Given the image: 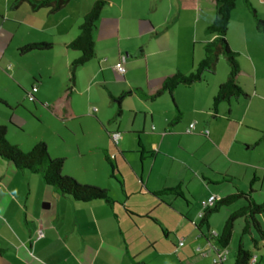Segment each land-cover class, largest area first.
Wrapping results in <instances>:
<instances>
[{"label": "crops", "instance_id": "1", "mask_svg": "<svg viewBox=\"0 0 264 264\" xmlns=\"http://www.w3.org/2000/svg\"><path fill=\"white\" fill-rule=\"evenodd\" d=\"M94 1L69 0L51 13L27 0H0V127H18L31 106L45 107L69 135L26 140L20 149L43 142L50 158L64 161L63 176L67 156L80 176L99 172L98 163L107 181L95 187L110 198L63 197L39 175L0 159V264H233L239 241L254 264H264V250L241 236L242 218L227 247L216 243L243 199L198 218L209 195L264 201V27L257 29L237 0L225 39L246 96L213 110L212 97L228 76L219 58L200 82L151 96L165 78L192 72L202 59V44L214 38L205 28L215 0H104L94 56L69 84L68 66L79 53L66 44ZM249 3L264 22V0ZM31 43L51 49L23 54ZM119 61L122 74L114 68ZM257 220L264 230V212Z\"/></svg>", "mask_w": 264, "mask_h": 264}, {"label": "trees", "instance_id": "2", "mask_svg": "<svg viewBox=\"0 0 264 264\" xmlns=\"http://www.w3.org/2000/svg\"><path fill=\"white\" fill-rule=\"evenodd\" d=\"M27 1L31 7H46L53 13L59 10L69 0ZM242 1L254 18L256 28L262 29L264 22L256 19L249 0ZM236 2L237 0H215L213 20L205 28V32L208 35H214V38L202 44V59L195 64L192 72L185 75L175 73L165 78L160 89L155 91L151 98L157 97L162 92L169 94L179 85L187 87L193 83L200 82L205 73H212L215 70L216 61L220 56L224 58L227 65L228 76H226L225 81L219 85L213 95L211 108L214 110L220 102L228 101L229 99L236 100L246 96L244 91L236 83V77L239 74L236 54L228 47L225 39V31L229 23L230 12L234 10ZM104 5V0H95L93 2L87 13L81 17L77 27V37L66 44L67 49L79 53L68 66L67 75L69 84L73 83L76 68L86 64L94 56L93 29ZM49 49H51L50 43H31L23 47L21 52L23 54L29 52H44ZM69 88L65 90V99H68ZM0 105L4 106L3 102L0 101ZM48 109L51 110V107H48ZM5 136V128L0 127V159L11 162L16 170H25L31 174L39 175L46 186L53 188L63 197H68L78 202L86 203L95 200L108 203L110 201L107 190L99 189L91 185H81L72 177L63 176L61 174L63 160L61 158H50L43 142L39 141L27 152H23L19 147L9 143L5 139ZM239 199H243L246 205L237 209L226 218L216 237V243L221 247H227L231 240L232 228L236 219L242 218L240 228L241 236L249 239V243L253 249L260 248L264 250V230L260 227L261 225L257 220V215L264 212V201L262 203H254L244 194L234 193L218 199L212 208L204 211V217H202L205 220L219 208L229 206ZM241 242L239 241L236 245L233 264H249V260L252 258L251 252Z\"/></svg>", "mask_w": 264, "mask_h": 264}, {"label": "rangeland", "instance_id": "3", "mask_svg": "<svg viewBox=\"0 0 264 264\" xmlns=\"http://www.w3.org/2000/svg\"><path fill=\"white\" fill-rule=\"evenodd\" d=\"M252 8L254 11L255 8L253 6ZM245 9H246L245 10L246 13L251 17L252 15L249 12V9L246 7ZM219 60L222 66L227 68V65L222 56L219 57ZM31 110L32 111H28V114L25 115L24 119L22 120L23 123L20 124V126L15 127L14 124L10 122L7 123L5 129V131H7L5 139L7 141L9 140L8 141L9 143L19 147L18 145L24 143L26 140L30 141V139L32 140L34 138L35 139L42 138L44 140H47L49 143L50 141H55L54 134L69 135L68 130L65 127L64 123L60 122L57 118L51 115L50 112L45 107H37V110L34 111L33 107L31 106ZM27 151L28 150H25L23 152H27ZM92 160L95 161L96 163V159H92ZM67 161L68 162H66V173L69 174L68 175L69 177L75 176L76 178H78L79 182L82 183L81 185L99 186V185H104L103 182L107 181L105 180L106 174L104 172V169L102 166H99L98 163H96V166L99 167L97 171H99L100 173L95 172V174L93 175L80 176L79 173L77 175V171H78V168H76L77 162L70 160L69 156H67ZM89 161L90 162L88 164H92L91 160ZM84 166H87L85 162H84ZM64 167H65V163L63 161L62 168ZM100 177L102 178L100 179ZM245 238L246 240H248L247 237Z\"/></svg>", "mask_w": 264, "mask_h": 264}, {"label": "built area", "instance_id": "4", "mask_svg": "<svg viewBox=\"0 0 264 264\" xmlns=\"http://www.w3.org/2000/svg\"><path fill=\"white\" fill-rule=\"evenodd\" d=\"M114 68H115V71L118 72V74H122L125 72V68L122 65V61L117 62L114 65ZM34 90L35 89L33 88L32 91H34ZM29 99H32L31 94H29ZM193 125L194 124H189L188 129H193ZM115 139H116V135H113V140L115 141ZM217 200H218V198H216L215 196L209 195L203 204L202 211L199 212V214H198V218H202L204 211L209 209V208H212L214 206V203ZM181 245H182L181 243H178V246H181ZM221 259H222V255H218L217 261H220ZM256 259H257L256 256H252V258H250V260H249V264H254ZM215 262H216V260H213V263H215Z\"/></svg>", "mask_w": 264, "mask_h": 264}]
</instances>
